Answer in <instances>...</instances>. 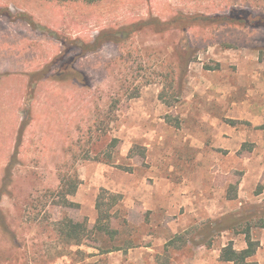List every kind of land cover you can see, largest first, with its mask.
Masks as SVG:
<instances>
[{"label": "rangeland", "instance_id": "374dc122", "mask_svg": "<svg viewBox=\"0 0 264 264\" xmlns=\"http://www.w3.org/2000/svg\"><path fill=\"white\" fill-rule=\"evenodd\" d=\"M234 7L264 15V0H0V264H232L221 250L247 231L264 264V29L152 27ZM60 171L78 173L77 207L51 205ZM102 190L121 196L102 201L111 236L93 230ZM65 217L91 230L81 246ZM223 218L235 227L200 235Z\"/></svg>", "mask_w": 264, "mask_h": 264}, {"label": "trees", "instance_id": "16d2710c", "mask_svg": "<svg viewBox=\"0 0 264 264\" xmlns=\"http://www.w3.org/2000/svg\"><path fill=\"white\" fill-rule=\"evenodd\" d=\"M252 16V13L244 12L242 11V9H237V7L231 8V10L227 13H214L212 15L202 13L189 15L179 12L174 17L161 22L160 25L158 24L152 27L155 30L159 29L162 32L182 29L189 30L193 28H201L205 30L209 28H216L219 26L244 28L249 27L250 25H255V27L264 29V15H261L260 17L255 16V18H252ZM137 32H139V25L137 24H133L125 28H119L114 33L103 32L99 34V36L92 44H86L83 49L88 48V52L94 53L97 52L104 44L110 41L120 44L124 41H127ZM259 58L260 60H264V51L259 53ZM187 63L189 62L187 61ZM166 98V95L161 93L160 99L164 100ZM116 102H119V99L116 100ZM115 142L116 140L112 141L113 145L115 144ZM59 181L60 184L57 191L49 193L50 197L53 196L51 205L57 207H77L78 204H75L69 199L76 195L78 187L81 184L78 173L76 171H73L71 173H64L60 171ZM105 195L110 198L111 206H115L121 200V196L118 194L108 193L105 190H102L100 192L95 205V209L97 211V219L93 230L98 235L111 236L116 232L112 231L110 228V213L108 211H103L104 203L102 201ZM235 223H237V220H234L232 218L209 220L204 226L200 235H205L206 238H210L213 236L214 232L221 233L225 230L235 227ZM56 231L59 233V236L63 239L65 244L79 247L83 244L84 240L88 238L91 230L88 229V225L85 221L74 222L72 219L65 217L60 222H57ZM246 233H248L246 235L247 247L243 250H235L231 243L226 245L221 250V261L232 264H258L257 262L252 260V258L256 254L258 244H256V242H254L250 238L249 231H247ZM111 251H106L105 253H109ZM155 264H169V260L166 256H158Z\"/></svg>", "mask_w": 264, "mask_h": 264}, {"label": "crops", "instance_id": "0c3cea01", "mask_svg": "<svg viewBox=\"0 0 264 264\" xmlns=\"http://www.w3.org/2000/svg\"><path fill=\"white\" fill-rule=\"evenodd\" d=\"M243 250V249H242Z\"/></svg>", "mask_w": 264, "mask_h": 264}]
</instances>
